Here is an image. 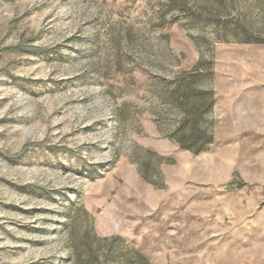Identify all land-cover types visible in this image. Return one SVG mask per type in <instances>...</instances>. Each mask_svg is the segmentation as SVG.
<instances>
[{"label": "rangeland", "instance_id": "obj_1", "mask_svg": "<svg viewBox=\"0 0 264 264\" xmlns=\"http://www.w3.org/2000/svg\"><path fill=\"white\" fill-rule=\"evenodd\" d=\"M0 264H264V0H0Z\"/></svg>", "mask_w": 264, "mask_h": 264}]
</instances>
